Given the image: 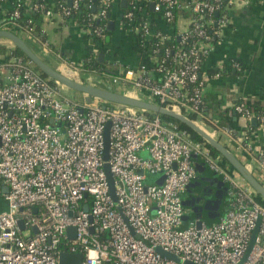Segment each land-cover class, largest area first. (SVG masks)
<instances>
[{
	"label": "built area",
	"instance_id": "1",
	"mask_svg": "<svg viewBox=\"0 0 264 264\" xmlns=\"http://www.w3.org/2000/svg\"><path fill=\"white\" fill-rule=\"evenodd\" d=\"M8 1L11 19H5L3 29L48 47L46 39L22 24L36 23L31 12H42V6L33 0ZM80 1L63 0L58 12L47 8L41 16L74 23L66 18L79 9ZM226 1L130 0L132 10L125 13L121 28L135 34L142 60L127 67L113 60L106 87L180 112L223 144L243 150L257 161L259 172L254 176L264 186V146L254 149L251 144L253 133L264 137V110L255 114L247 107L250 100L243 98L232 104L233 111L246 119V127L252 118L260 122L235 141L230 129L204 108L207 78L201 75V65L218 28L227 21V7L233 1L264 0ZM109 3L101 0L98 12L81 26L88 38L104 37ZM84 6L93 8L91 2ZM216 12L220 16L214 19ZM151 15L157 16V25ZM95 17H101L100 25L93 26ZM171 37L177 43L162 46ZM155 38L159 41L148 50ZM230 64L239 67L237 62ZM60 65L61 71L91 81L82 63ZM107 122L105 162L115 200L103 168ZM195 161L203 162L227 186L223 209L209 225L204 220L197 223L194 215L182 220L189 216L182 204L187 186L199 174ZM3 186L7 192H2ZM0 197L5 201V210L0 211V264H58L61 251L81 253L82 264H264V203L204 140H194L175 122L140 108L115 107L100 98H65L59 83L41 76L28 59L13 55L0 59ZM69 227L73 230L67 232Z\"/></svg>",
	"mask_w": 264,
	"mask_h": 264
},
{
	"label": "crops",
	"instance_id": "2",
	"mask_svg": "<svg viewBox=\"0 0 264 264\" xmlns=\"http://www.w3.org/2000/svg\"><path fill=\"white\" fill-rule=\"evenodd\" d=\"M129 4L130 0H110L109 3L108 16L109 21H113L114 28L110 30L112 33L106 36L107 52L102 59L104 63L100 67L101 71L98 72L100 76L98 79L104 85H107L108 78L114 72L111 70L115 68L111 64L113 60L126 67L136 65L142 60L135 34L121 28L122 10ZM10 10L8 0L0 3V28H3L5 14ZM226 18L227 21L218 28L215 41L202 62L201 75L207 78L204 90L206 112L211 116L217 113L220 116L226 114L227 120L224 124L230 129L236 141L244 131L247 121L233 111L232 104L241 98L264 103V1L247 3L233 1L226 9ZM149 19L157 25L154 21L158 19L157 16L151 15ZM35 20L45 32L49 44L48 47H42L41 51L52 54L56 64L65 61L79 65L90 56V53L98 54L96 47L82 32L81 26L75 22L62 23L56 16L45 18L41 15ZM160 26H164L163 23H160ZM24 37L35 45L38 43L30 36ZM36 47L40 51L39 46ZM231 62L241 65L238 71L234 69L226 71V67L220 74L208 75L209 70L222 65L229 66ZM221 142L224 143L223 140ZM251 144L254 149L264 146V137L260 132L252 134ZM225 145L232 148L231 150L244 164H248L254 175L259 172V165L255 159L248 158L243 150H234L229 142Z\"/></svg>",
	"mask_w": 264,
	"mask_h": 264
},
{
	"label": "water",
	"instance_id": "3",
	"mask_svg": "<svg viewBox=\"0 0 264 264\" xmlns=\"http://www.w3.org/2000/svg\"><path fill=\"white\" fill-rule=\"evenodd\" d=\"M152 4L150 6V9H152ZM94 9V7L92 8ZM218 15V12L215 13V16ZM108 30H113L114 23L113 21H108L107 27ZM0 38L7 39L13 47L18 48L31 63L34 65L36 70L38 72L43 73L49 80L55 81L63 86H66L68 88H71L75 91L76 99L80 100L82 97L86 101H90L91 98H100L102 100H105L107 102H113L116 104H123L128 105L136 108L143 109L144 111L155 113L170 119H173L186 127H188L190 130L195 132L202 140H204L209 146H211L213 149H215L223 159L228 163V165L233 169L242 179L243 181L254 191L256 198L258 201H261L264 203V186L261 184V182L254 176L252 171L221 141H219L217 138L211 136L208 132L200 128L197 124H195L191 119L187 118L180 112L174 111L172 109L163 107L161 105H158L154 102L142 100L136 97H132L129 95H125L116 91L111 90L110 87H99L94 86L90 83H85L82 79V77L79 76L78 73L72 72V75H67L65 72L51 66L44 58H42L38 53H36L27 43L24 36H21L15 32H12L7 29L0 28ZM108 37H106V40ZM104 57L103 53L97 54V62L102 61ZM250 124L254 126L256 124L255 118H252L250 120ZM109 127L110 123L107 122L104 127L103 131V160L104 162L107 161L108 158V148H109ZM194 167L199 173H202L205 169V164L203 162L195 161ZM104 172L106 175V178L109 183V189L110 194L112 198L115 200L114 192H113V177L111 175V172L109 170L108 164L105 162L103 165ZM214 177H200L194 182H191L187 186V193H189V190L193 189L195 186H200L202 182H207L209 186H213V190L209 189V192L213 193V198H206L200 197L201 199V205L204 210H207L208 214L207 217L209 219L215 220L219 217L220 211L219 206L222 203V198L226 191V184L225 182L218 177L216 173H214ZM163 175L157 179V183L161 184ZM2 192H7L8 187L3 186L1 188ZM194 194H189L187 197H185L182 200V204L184 207H190L192 203L195 201ZM200 203V201H199ZM209 204V206H208ZM201 208V209H202ZM193 211V210H192ZM194 212V211H193ZM196 212V211H195ZM209 212H212V214H209ZM194 215V214H193ZM198 218L197 223H200L203 218H201L200 215H194ZM190 216L183 215L182 220L186 221ZM18 225L22 227V221H18ZM258 223L256 224L249 246L248 250L251 247V244L253 242V239L255 237V234L257 232ZM35 231V229H33ZM73 228L69 227L67 229V232L72 231ZM157 251L167 257L175 258L173 254H170L166 251H163L161 248H157ZM83 256L81 253H70L61 251L58 255V264H82ZM188 264H191L188 262Z\"/></svg>",
	"mask_w": 264,
	"mask_h": 264
},
{
	"label": "trees",
	"instance_id": "4",
	"mask_svg": "<svg viewBox=\"0 0 264 264\" xmlns=\"http://www.w3.org/2000/svg\"><path fill=\"white\" fill-rule=\"evenodd\" d=\"M61 2H63V0H33V3L40 4L42 6L43 10L44 9H47V8H51L54 12H58L60 10L59 6H60V3ZM85 2H91L92 5H93V7H94V9H88V8H86L84 6ZM100 2H101V0H82L79 3V9L76 10V11H72L71 14L66 19H73V21L77 25L84 26L85 23H87V17H89L91 15V13L96 14L98 12V7L100 5ZM226 2H227L226 0H223V4H225ZM142 7H144L145 10L147 12H149V7L148 6H142ZM107 8H108V12H109L110 6H107ZM23 10L24 9H22L21 11H23ZM40 10L41 9L34 10L33 12H31V16L34 17V18L39 17V15H41V13L43 12V10H42V12ZM130 10H132V7H131L130 4L129 5H126L123 8V10H122V14L123 15L121 17V20L126 21V18H124V15H125L126 12H128ZM10 13H11V10L8 11L5 14L6 19H11ZM134 13L136 14V18L140 21V19H141V14H139L140 12L138 13V11L136 10V11H134ZM219 16H220V14H219ZM219 16L218 15L217 16L214 15L213 18L214 19H217V18H219ZM100 18L101 17H95V18H93L91 20L93 26H97V25H100L101 24ZM105 18L107 19V22H108L109 21L108 14L105 15ZM22 24L25 27H30L31 30L33 29V32H35L36 34L41 35V38L42 39H44V40L46 39L45 34H43V32H41V28L36 23H32V24L30 23V24H28L25 21ZM152 24H154V23L152 22ZM106 27L107 26L104 27V37L98 38L96 36H89V39H90L91 43H93V45L97 49V53H105L104 46L107 45L106 36H108V35H110L112 33ZM163 27L166 29L165 25L162 26V28ZM214 30H215V28H214ZM215 37H214L213 41H215ZM157 41H159V40H157L156 38L153 39L152 41H150L147 44V46H146L147 49L150 50L154 46V44L157 43ZM174 43L176 44L177 43V40H176L175 37H171L169 39H166L164 41V44L162 46L172 45ZM1 51H3L4 56L5 55H13V56H19V57H21L23 59H27V57L18 48H15V47H3V49H1ZM102 63H104V62H97V54L95 55L93 53H90V56H88V58H86L85 60L82 61L83 68H85L87 70H92V71H101L100 70L101 69L100 67L102 66ZM238 66L241 67L240 64H238ZM33 67H34V65H33ZM226 67H227V69H225ZM239 67L238 68H234L232 66V64H229V66L222 65L220 67H217L216 69L209 70L207 73H208V75L212 76L215 73H219V74L222 73L224 69L226 71H232L233 69L235 71H238L239 70ZM39 73H40L41 76L46 77L43 73H41V72H39ZM247 107L249 109L253 110L255 114H260L264 110V103H262L261 101H258V100L257 101H251V102H248L247 103ZM223 115L224 116H220L217 113V114H214L213 117L217 118L220 124L225 125L224 123L226 122L225 120H227V116H226V114H223ZM161 117L164 120L175 122L176 125H177V127L188 131L190 133V136H191L192 139L198 140V141H202V139L200 138V136H198L195 132H193L192 130H190L185 125H183V124H181V123H179V122H177V121H175L173 119H170V118H167V117H164V116H161ZM258 126H260V122L259 121H257L254 126L248 124L247 127H245L244 131H246V133H250L251 131L255 130ZM207 146H208L209 150L213 154H219L215 149H213L208 144H207ZM224 161H225V159H224ZM198 178H199V176H198ZM2 210H5V201H4V199L2 197H0V211H2ZM212 222H214V220H212V219H205V223L207 225L211 224Z\"/></svg>",
	"mask_w": 264,
	"mask_h": 264
},
{
	"label": "rangeland",
	"instance_id": "5",
	"mask_svg": "<svg viewBox=\"0 0 264 264\" xmlns=\"http://www.w3.org/2000/svg\"><path fill=\"white\" fill-rule=\"evenodd\" d=\"M22 35V34H21ZM26 43L33 49L35 50L36 53H38L42 58H44L51 66L57 68V69H62V65L59 64H56V60L54 58V56L52 54H50L49 52H43L41 51L42 47H47V46H43L41 43H37L36 42V45L39 46L40 48V51L38 50V48L36 47L35 44L32 43L31 40L27 39L26 38ZM12 44L7 40V39H4V38H0V59L4 56L3 54V51H1V49H3V47H11ZM13 47V46H12ZM99 71H92V70H89V72H85V76H88L90 75L92 78H91V81L89 82L90 84L94 85V86H100V87H106V85H104L103 83L100 82V80L98 79L100 76L98 74ZM81 76V75H79ZM87 82V81H86ZM114 89L116 90L117 88L114 87ZM60 90H61V95L65 98H68V99H75L76 98V94H75V91L71 88H68L66 86H63L60 84ZM108 105H112V106H119V104H116V103H113V102H107ZM235 172V171H234ZM235 174L237 175V178L245 184V182L243 181V179L235 172ZM260 182H261V178L260 177H256ZM263 182V181H262ZM264 183V182H263ZM223 209V207H222ZM221 209V210H222ZM186 210V209H185ZM189 216L190 218H193V214L189 211Z\"/></svg>",
	"mask_w": 264,
	"mask_h": 264
},
{
	"label": "flooded vegetation",
	"instance_id": "6",
	"mask_svg": "<svg viewBox=\"0 0 264 264\" xmlns=\"http://www.w3.org/2000/svg\"><path fill=\"white\" fill-rule=\"evenodd\" d=\"M198 176L200 178V177H214L215 175H214L213 171H211L207 166H205V169L203 170V172L199 173ZM218 177L221 178L219 175H218ZM212 187L209 186V184L207 182H204V183L202 182V184L200 186H195L193 189L189 190V193H187V196L191 193V194H194V197L196 198L194 203H192V205L190 207H187V208L189 209V211L192 214L200 215L204 221H205V219H209V218L207 217V214H208L207 210H204L202 208L203 205H201L200 197L204 196L206 198L205 200H207L208 198H213V193L209 192V189L213 190ZM199 201H200V203H199ZM208 206H209V204H208ZM220 209H221V204L219 206V211H220ZM209 214H212V212H209Z\"/></svg>",
	"mask_w": 264,
	"mask_h": 264
},
{
	"label": "bare ground",
	"instance_id": "7",
	"mask_svg": "<svg viewBox=\"0 0 264 264\" xmlns=\"http://www.w3.org/2000/svg\"><path fill=\"white\" fill-rule=\"evenodd\" d=\"M10 50V49H9ZM224 64V63H223ZM219 71V70H218ZM66 72V71H65ZM228 73V72H227ZM67 75H72V72H66ZM211 80V79H210Z\"/></svg>",
	"mask_w": 264,
	"mask_h": 264
}]
</instances>
